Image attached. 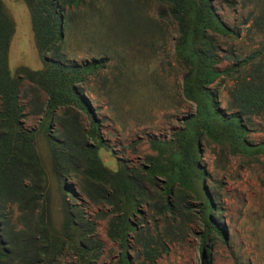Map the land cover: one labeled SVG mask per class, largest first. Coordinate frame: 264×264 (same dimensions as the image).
Masks as SVG:
<instances>
[{"label": "rangeland", "instance_id": "374dc122", "mask_svg": "<svg viewBox=\"0 0 264 264\" xmlns=\"http://www.w3.org/2000/svg\"><path fill=\"white\" fill-rule=\"evenodd\" d=\"M199 1L84 0L64 7L48 46L25 0H0V96L15 86L18 120L34 132L59 228L54 264L81 263L61 232L45 140L68 117L116 202L93 203L80 170L65 173L64 197L98 244L90 264H201L203 244L204 264H264V0H209L214 20ZM154 194L173 213L156 214Z\"/></svg>", "mask_w": 264, "mask_h": 264}, {"label": "trees", "instance_id": "16d2710c", "mask_svg": "<svg viewBox=\"0 0 264 264\" xmlns=\"http://www.w3.org/2000/svg\"><path fill=\"white\" fill-rule=\"evenodd\" d=\"M83 1L25 0L34 29L37 35L39 33L44 36L48 46L61 37V24L66 16L64 7L83 4ZM93 1L87 0V4L90 5ZM172 1L182 3L186 0ZM199 2L200 9L198 10L204 12V18L214 20L209 0ZM0 51V60H2L4 51ZM253 57L252 54L243 58L238 65L247 63ZM61 85L64 87L63 84ZM1 90L0 264H54L61 244H58L59 238L53 235L59 231V228L55 227L51 218V186L48 183L41 158L32 144L34 132L24 131L18 120L15 86L6 84ZM67 90L72 98L79 99L77 92L71 86H67ZM239 116L240 113L237 112L229 118ZM74 123L75 121L68 117L61 131L55 135H51L50 130L47 129L45 140L50 158V175L56 181L55 189L60 197V212L63 219L61 232L65 231L71 235L72 249L77 259L81 261L80 264H90V259L95 257L98 244L95 241L90 243L85 235L88 225L84 222L86 219L75 214L76 208L64 197L67 193L73 194L71 187H68L63 180L66 177L65 173L80 170L86 180L78 184V191L93 203L107 202L115 205L116 202L112 201L114 196L110 192L111 188L107 187L102 180L103 168L93 159L92 155H89L91 151L85 147L84 136L78 132ZM159 192L162 193L161 190ZM145 201L148 203L150 198L147 196ZM11 206L15 212L14 220L11 219ZM150 206L159 215L164 212L173 213L175 209L174 201L169 200L167 195L156 196L154 194ZM209 207L212 208L210 200L200 209L205 210ZM207 218L214 232L221 236L222 230L217 222L209 216ZM110 219L111 229L106 232V236L114 240L118 233L116 225L118 217ZM203 245L200 248L201 264L205 261ZM122 257L124 261L127 260L125 255Z\"/></svg>", "mask_w": 264, "mask_h": 264}]
</instances>
